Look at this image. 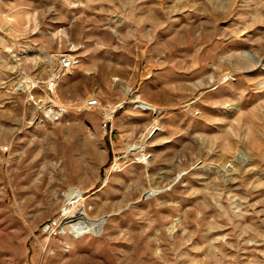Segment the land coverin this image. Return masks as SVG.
I'll use <instances>...</instances> for the list:
<instances>
[{"label": "rangeland", "instance_id": "rangeland-1", "mask_svg": "<svg viewBox=\"0 0 264 264\" xmlns=\"http://www.w3.org/2000/svg\"><path fill=\"white\" fill-rule=\"evenodd\" d=\"M0 264H264V0H0Z\"/></svg>", "mask_w": 264, "mask_h": 264}, {"label": "built area", "instance_id": "built-area-1", "mask_svg": "<svg viewBox=\"0 0 264 264\" xmlns=\"http://www.w3.org/2000/svg\"><path fill=\"white\" fill-rule=\"evenodd\" d=\"M74 63H72V58L68 55H61L58 60L56 66L50 71L48 78L45 81L44 88L47 93H51L57 87L61 78L73 67ZM99 107V103L96 99H88L84 108L87 109H95ZM122 107V104L117 106H113L110 103H105L103 110L104 116L102 118V128L105 129L106 123H108L109 119L112 115ZM43 117L50 123L56 124L61 121L64 117L66 110L62 105H44L42 108ZM7 147L3 148V151H6Z\"/></svg>", "mask_w": 264, "mask_h": 264}, {"label": "bare ground", "instance_id": "bare-ground-1", "mask_svg": "<svg viewBox=\"0 0 264 264\" xmlns=\"http://www.w3.org/2000/svg\"><path fill=\"white\" fill-rule=\"evenodd\" d=\"M72 63L75 64L76 61L72 59ZM145 107L146 108L144 109L152 110V107L150 105H145ZM116 165L117 164L112 167L111 171L116 168ZM64 197L65 201L68 202V206H70L67 210L63 211L61 217L55 220V224L58 225V227L61 228L62 231L64 230L72 234L75 238L90 234L94 236L97 235L103 226L104 219L103 217H100L98 219L88 218V220H86L85 218H87L88 216L83 212H78L77 206L83 201L81 190L70 188L65 193ZM78 220H80L81 222H76Z\"/></svg>", "mask_w": 264, "mask_h": 264}]
</instances>
